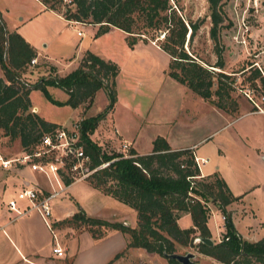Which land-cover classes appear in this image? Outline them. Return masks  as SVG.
<instances>
[{"label": "trees", "instance_id": "obj_1", "mask_svg": "<svg viewBox=\"0 0 264 264\" xmlns=\"http://www.w3.org/2000/svg\"><path fill=\"white\" fill-rule=\"evenodd\" d=\"M39 1L67 21L96 26L94 38L115 28L125 33V42L130 49L139 40L159 41V48L169 57L166 70L169 78L215 108L236 114L237 104L230 95L234 79L221 71L223 60L218 31L227 19L222 0H206L208 37L215 54L214 63L207 66L184 48L190 46L202 19H184L175 0H68L63 11L58 7L63 0ZM35 56L33 47L15 31H7L0 19V70L3 74L0 79V136L9 140L17 138L21 152L31 153L43 134L61 127L30 111L28 95L31 90L40 91L54 105L71 108L89 103L97 90H104L105 107L92 116L75 121L76 145L87 156V168L91 170L84 179L91 187L133 209L136 216L135 226L130 227L122 222L87 216L76 204L75 212L61 220V224L86 226L93 238L107 230L125 234V248L112 260L123 255L127 248L138 247L164 257L169 264H178L165 255L175 253L178 247H191L198 254L222 264L264 263V236L247 241L233 227L226 206L238 196L231 194L223 179L217 173L187 179L198 173L190 149L172 150L163 137L156 136L151 141L149 153L138 154L130 148L129 156L124 157L120 153L103 151L90 138L115 102V78L119 70L116 63L85 50L76 67L65 74H48L28 82L23 76L24 70ZM247 81L254 87L257 81L264 89V77L256 68L251 70ZM47 87L60 89L66 98L63 101L54 99ZM261 100L264 105L263 95ZM190 181L193 182L191 186ZM62 182L67 185L71 179L63 176ZM207 202L223 216L224 231L219 241L193 243L195 238L210 237L206 225L209 217ZM183 213H188L191 219V226L187 228L177 225V219Z\"/></svg>", "mask_w": 264, "mask_h": 264}, {"label": "rangeland", "instance_id": "obj_2", "mask_svg": "<svg viewBox=\"0 0 264 264\" xmlns=\"http://www.w3.org/2000/svg\"><path fill=\"white\" fill-rule=\"evenodd\" d=\"M67 2L68 0H63L60 3L58 6L60 11L65 9L64 4ZM174 2L180 8V14L184 19L192 21L202 19L190 46L185 45L184 48H187L201 64L205 66H207L206 64H213L215 54L212 51V42L208 37L209 11L207 1L175 0ZM222 2L227 19L223 21V27L219 28L218 45L222 48L223 67L221 71L234 79L230 95L237 104V112L233 115H237L241 111L264 112V105L261 100V96H264V89L260 88L257 81H255V87L251 85V81H247L253 68H256L264 77V0H222ZM20 5L24 8H30L31 4L29 0H20ZM21 16L22 14L14 15L13 19L17 21ZM23 28L33 34L32 37L35 39V43L39 45L38 47L42 42L48 44L46 52L51 57L50 60L36 57L35 63L26 66L23 76L28 82H34L40 76L63 75L68 72L72 64L68 65L69 59L64 57L77 54L80 45L84 50H89L117 64L119 70L115 78V90L118 92V97L125 101L128 107L123 109L121 106H116L113 113L115 123L126 139H130V137L134 139V146L140 153L149 149L151 140L157 135L164 137L171 132L175 135L177 129L182 130V126L185 127L184 122H187V119L185 118L184 107H190L188 103L191 100L179 92V88L183 85L166 76V62H168L169 57L164 52L162 53V50L156 49L159 48V41L153 39L142 42L139 40L133 46L134 48L138 44L134 51L130 52L125 42V33L119 29L110 28L112 31L93 38L90 35L92 29L90 26L62 23L57 17L44 13L35 15L30 21H25ZM76 31H81L82 36L76 35ZM80 40L81 42L77 46ZM49 92L52 97L59 100L65 95L63 91L53 87L49 89ZM106 98L104 92L99 90L92 96L89 103H84L78 107V118L75 120L76 113L71 107L52 105L43 98L38 90H34L31 95L32 101L37 105L39 112L45 119L66 125L74 120L78 121L85 113L83 117L102 110L107 104ZM211 99L214 100L215 97L212 96ZM170 118H174L176 121L171 122ZM75 121L72 125L75 124ZM100 127L96 126L90 138L105 152L127 155L131 148L130 142L122 138L114 125L107 123ZM234 130L239 132V135L240 133L247 135L249 139L258 142L260 145L264 141V115H243L242 119L234 125ZM123 140L128 145L126 150L121 152L120 143ZM0 151L2 152V155L0 153L1 156H19L21 147L18 139L9 140L7 137L0 136ZM61 175L66 176L67 170H64ZM256 176L259 183L258 190L256 193H248L246 198L254 201L256 205L253 206H258L260 212L264 211V165L260 159L256 162ZM83 184V182L75 183L68 190L69 194L62 192L64 186L60 182L57 186L53 183L52 190L60 191L58 198L61 196L63 203L71 204L76 210L71 194L72 191L81 193L80 186ZM80 199L87 206L91 202V199L86 196ZM210 206L211 209L215 207L212 203ZM183 220L181 219V225ZM262 221L264 222V218ZM83 227L86 228V226ZM207 227L213 241H216L217 238L220 239L219 233L222 231L218 212L209 217ZM113 242L115 241L113 240ZM196 242V240L193 241V243ZM185 252L194 254L193 260L196 264H222L199 257L191 247H178L175 253L184 254ZM143 260L142 262L137 260L135 263L169 264L164 257L159 255L145 256ZM251 264L264 263L252 261Z\"/></svg>", "mask_w": 264, "mask_h": 264}, {"label": "crops", "instance_id": "obj_3", "mask_svg": "<svg viewBox=\"0 0 264 264\" xmlns=\"http://www.w3.org/2000/svg\"><path fill=\"white\" fill-rule=\"evenodd\" d=\"M29 1L31 4L30 8H24L20 5V0H0V19L7 31H15L33 47L36 52L35 57L45 60H50L51 58L46 52L48 44L42 42L40 47H38L39 45L35 43L36 41L32 37L33 34L26 28H23L25 21H30L32 17L40 13L57 17L62 23L64 22L75 26L88 25L92 28L90 35L94 38L95 27L93 25L67 21L55 11L46 9L39 0ZM18 14H22V16L15 21L13 16H17ZM80 36H82V32ZM80 42L81 40L77 43V46ZM134 48H129L130 52L134 51ZM156 49L161 51L159 48ZM84 51L80 45L77 54L64 57L69 59L68 65L72 64L68 71L76 67ZM161 52L163 53V51ZM0 79H3L1 70ZM50 88L47 87L48 92ZM179 89L182 95L191 100L188 103L190 107L183 106L187 122H184L185 127L182 126V130L177 129V134L173 135V132H171L163 138L170 149H190L195 157L205 160V162L200 164L199 168L201 177L203 178L217 173L223 179L231 194L235 197L238 196L235 201L226 206L227 211L230 212L231 222L235 231L242 239L247 241L260 239L264 236V222L262 221L264 211L259 212L258 206H253L256 203L246 197L248 193H256V190H258L259 183L256 176V162L260 159V162L264 165V141L258 145V142L252 141L247 135L242 133L239 135V132L234 130V125L242 119L243 115L262 116L264 112L241 111L237 115H231L211 106L208 103L209 101L200 98L184 85ZM102 91L104 92V90ZM33 92L34 90H31L28 95L31 112L36 113L48 122L59 124L61 127L67 129L77 120L78 107L72 108L76 113V117L70 124L66 125L45 119L39 112L37 105L31 99ZM65 98L66 94L62 99L56 100L63 101ZM116 106L127 109L128 104L118 97V92L115 90V102L105 117L97 124L98 128H101L100 126L103 124L109 123L110 125H114L119 131L113 114ZM170 121L174 122L176 119L170 118ZM119 133L122 138L130 142L131 148L138 154H146L151 151L152 145L150 144L149 149L140 153L134 146V139L131 137L130 139H126L121 131ZM0 153L2 155L1 151ZM19 154H21V151ZM3 157L8 158L10 156L3 155ZM62 177L63 175H60L56 183L52 178L48 179L44 174L32 171L28 165L15 164L6 169L0 167V264H106L108 262H110L109 264H136L135 262L137 260L144 261L145 256L157 255L148 253L142 248L130 247L126 249L123 255L112 260L116 253L121 252L125 248L127 236L118 230H107L100 237L93 238L87 228L83 226L74 227L61 224L60 221L72 215L75 210L71 204L66 205L63 203L61 196L58 198L60 194L58 190H56L58 193L50 199V229L46 227L36 211L27 209V201L25 199H16L17 192L26 187H33L39 194L47 195L55 191L52 190L53 183L56 186L58 182L63 184ZM78 182H83L84 184L80 186L81 193L79 191H72L71 196L75 208L77 204L87 216L107 221L122 222L130 227L135 226L136 216L133 209L91 187L85 179L71 181L67 185L63 184L64 189L62 192L68 193L71 186ZM83 196L91 199L88 206L81 201L80 198ZM11 199H15L16 210H11L7 207V201ZM209 205L210 203L207 202L206 206L209 209V217L215 212L220 214V228L223 232V216L217 208L214 207L211 209ZM181 219H184L182 225ZM177 225L180 228L191 226L189 214H181L177 219ZM221 233H219V236ZM54 241L63 250L62 256H55L51 252ZM211 241L213 242L212 239ZM216 241H219V239L217 238ZM197 255L211 260L198 253Z\"/></svg>", "mask_w": 264, "mask_h": 264}, {"label": "built area", "instance_id": "obj_4", "mask_svg": "<svg viewBox=\"0 0 264 264\" xmlns=\"http://www.w3.org/2000/svg\"><path fill=\"white\" fill-rule=\"evenodd\" d=\"M76 34L81 35V32L77 31ZM35 62L36 57H33L30 59L29 64ZM69 129L60 127L43 134L35 150L31 153H21L19 156L9 158H4L0 155V167L6 169L15 164L28 165L32 171L40 172L48 179L52 178L55 180L56 183L64 170H67L66 176L71 181L84 179L91 172L87 168L88 158L82 153L81 148L76 145L78 139L77 124H73ZM127 145L124 140L120 143L121 152L126 150ZM122 156L127 157L129 155L122 154ZM193 160L198 173L187 177V179H200L202 178L199 173L200 164L205 162V160L194 155ZM191 185H193L192 181H190ZM56 194L57 192L53 191L43 195L39 194L33 187H26L17 192L16 199H25L27 201V209L36 211L46 227L50 229V199ZM188 194L190 195V193ZM7 207L11 210H16L15 199L8 200ZM51 252L55 256L63 255V250L56 241L51 247Z\"/></svg>", "mask_w": 264, "mask_h": 264}, {"label": "water", "instance_id": "obj_5", "mask_svg": "<svg viewBox=\"0 0 264 264\" xmlns=\"http://www.w3.org/2000/svg\"><path fill=\"white\" fill-rule=\"evenodd\" d=\"M196 241H202L207 244H211L212 241L209 238H204V239H199L195 238ZM166 258L169 259H175L178 264H196L194 262V254L191 252H185L184 254H178V253H171V254H166Z\"/></svg>", "mask_w": 264, "mask_h": 264}, {"label": "bare ground", "instance_id": "obj_6", "mask_svg": "<svg viewBox=\"0 0 264 264\" xmlns=\"http://www.w3.org/2000/svg\"><path fill=\"white\" fill-rule=\"evenodd\" d=\"M210 239V238H209Z\"/></svg>", "mask_w": 264, "mask_h": 264}]
</instances>
